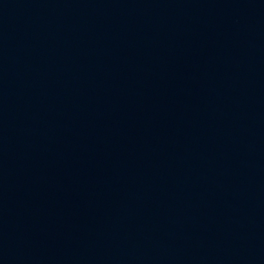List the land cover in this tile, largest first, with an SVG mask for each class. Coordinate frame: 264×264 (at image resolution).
<instances>
[{"label": "water", "instance_id": "water-1", "mask_svg": "<svg viewBox=\"0 0 264 264\" xmlns=\"http://www.w3.org/2000/svg\"><path fill=\"white\" fill-rule=\"evenodd\" d=\"M163 0H0V264H46L97 127Z\"/></svg>", "mask_w": 264, "mask_h": 264}]
</instances>
